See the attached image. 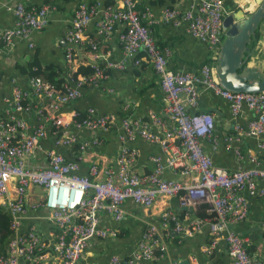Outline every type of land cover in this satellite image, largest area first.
Here are the masks:
<instances>
[{
    "label": "built area",
    "instance_id": "2783aa9c",
    "mask_svg": "<svg viewBox=\"0 0 264 264\" xmlns=\"http://www.w3.org/2000/svg\"><path fill=\"white\" fill-rule=\"evenodd\" d=\"M117 1V6H102L98 0H82L70 18L65 33V59L72 62L75 48L88 46L93 52L90 74L74 77L70 72L61 86L32 75L28 86L15 84L11 94L3 98L0 209L10 216L12 233L5 254L0 252V264H76L91 238L117 235L115 230L99 226L101 212L121 220L126 213L123 204L127 199L145 209L152 207L159 197H177L181 207L199 209L203 205L210 216L207 213L202 219L190 218L186 217L187 213L179 216L164 209L159 214V223L146 226L128 256L112 255L108 264H149L165 255L166 239L173 235L193 236L204 226L211 236L204 249L206 254H211L217 241L223 239L229 264H264L262 260L253 259L248 239L240 237L230 227L249 214L247 196H264V187L259 186L264 184V163L253 152L245 155L239 145L241 136H250L257 140L256 149L264 151V91L248 93L225 89L216 76L215 63H204L197 70H168L166 58L170 49L157 44L148 25L185 22L187 33L209 48H216L222 40L225 0H190L183 11L166 7L159 20L153 18L149 7L143 12L138 9V0ZM5 8L12 11L14 19L10 26L0 25V54L11 47L15 39H28L32 32L47 27L57 11L52 3L17 2ZM247 9L251 11L247 6L242 10ZM98 14V37L110 36L117 24L124 27L118 36L122 56L117 62L106 60V67L121 70L128 58L143 50L155 72L160 74L162 113L149 109L147 120L134 118L127 114L130 108L125 104L122 114L100 112L92 107L83 113L64 110L65 105L81 97L82 88H102L108 76L106 68L97 63L100 55L96 40L85 35L87 26ZM144 19L148 24H144ZM201 89L225 101L232 119H237L244 107L253 111L254 116L244 125L234 122V133L219 138L213 132L215 122L211 114L190 111L197 109ZM16 113L34 117L33 127ZM113 128L118 129L121 141L113 166L93 162L87 165V174H82L80 160H86L84 151L103 145L106 137L98 134L110 133ZM81 132L96 134L84 137ZM48 135L52 137L53 147L44 150L39 161L31 162ZM137 138L159 148L158 153L149 157V172L138 173L133 169L138 149L129 143ZM220 139L224 149L231 151L239 163L248 159L253 166L228 170L215 165L202 141L207 140L215 151ZM74 145L79 152L76 160L59 151H69ZM167 168L173 169L181 179L167 178ZM35 187L39 193L32 200ZM28 209L48 212L46 219L56 228L49 233L50 240L43 237L35 221L21 230L23 221L28 218ZM204 264L217 263L209 260Z\"/></svg>",
    "mask_w": 264,
    "mask_h": 264
},
{
    "label": "crops",
    "instance_id": "0c3cea01",
    "mask_svg": "<svg viewBox=\"0 0 264 264\" xmlns=\"http://www.w3.org/2000/svg\"><path fill=\"white\" fill-rule=\"evenodd\" d=\"M80 0H0V25L10 26L13 23V13L5 8L6 5H15L23 2L27 5H39L42 3H52L57 5V11L52 14L47 27L42 30L32 32L28 39H15L12 46L5 48L0 54V118L2 117L3 98L11 94L13 86H28L30 74L43 72L45 68L55 70L57 79L68 77V73L76 71L79 66H87L93 61L92 50L88 46L76 47L72 62L65 59L66 46L65 33L69 26L70 18ZM95 1V0H88ZM102 6L118 5L117 0H98ZM190 0H138V9L142 12L149 7L153 13V18L159 20L161 13L166 7H176L180 11L188 8ZM254 7L253 0H225L223 18L228 14H234L244 9V7ZM246 11L250 12L249 9ZM243 11L242 12H246ZM101 14V13H100ZM100 14L95 16L87 26L85 35L96 40L98 45L99 58L97 63L106 68L107 78L102 88H82V95L79 99L65 105L64 110H76L83 113L88 107H93L99 111L121 113L120 109L125 104L130 108L127 114L134 118L147 120V111L152 109L156 113H162L164 103L160 87V74H157L147 60L143 50L137 52L133 58H128L125 67L121 70L106 67L105 61L117 62L122 56V48L119 44L118 36L124 27L115 25L108 37H98L96 35V22ZM222 18V20H223ZM144 24H148L146 19ZM152 30L155 40L161 47L170 49V54L166 58L167 69L170 71L197 70L204 63H215L219 54L220 46L224 40L222 30V40L218 47L209 48L205 43L192 37L185 30V22L174 25L171 22H159L148 24ZM260 32L264 34V21L260 23ZM259 39V38H258ZM258 41V40H257ZM257 41L254 47H257ZM261 50L260 59L264 60V46H259ZM257 55V52H254ZM248 64H257L250 60ZM35 75V74H34ZM45 79L43 73L40 74ZM110 89H112L110 91ZM45 101V100H44ZM191 112L209 113L214 118L213 132L222 138L233 134L232 126L234 122L246 124L254 116L253 111L243 108L237 119H232L230 110L225 101L213 92L201 89L198 97L197 109H190ZM17 117L25 118L31 128L35 124V118L27 114L16 113ZM118 129L113 128L110 133L101 134L106 137L103 145L98 148H88L84 151L85 161L80 160L82 174H87V165L97 163L98 165L113 166L117 157V149L121 141L117 136ZM84 137L95 135V132H81ZM239 145L246 155L253 152L260 161L264 163V151L256 149L257 140L250 136H241ZM138 149V156L133 169L138 173H145L151 170L149 157L159 152L157 145L147 143L139 138L129 143ZM206 152L211 155L215 165L228 170L236 169L239 166L252 167L253 164L244 159L240 163L231 151L224 149L222 139L217 150L212 151L207 140L202 141ZM41 150L36 151V157L31 162L39 161L44 150L53 147L52 137L48 135L41 143ZM61 151V149L59 150ZM65 156L68 151H63ZM78 150L76 155L78 154ZM75 160V158H74ZM167 178L181 179L175 174L173 169L165 170ZM179 177V178H178ZM260 187L264 184L260 183ZM32 200L39 193L38 188L32 189ZM249 214L239 222L230 224V227L242 238H247L248 249L253 259L264 262V196H247ZM125 215L121 220H114L105 212L100 213L101 228H110L116 231V236L105 238L93 237L82 252L76 264H108L112 255L120 257L128 256L140 240L143 231L150 223H159V214L162 210L170 209L179 216L187 213L186 217H198L196 212L184 210L180 206L177 197H159L154 205L149 208H142L130 199L123 204ZM206 213V212H205ZM208 213V212H207ZM206 213V214H207ZM31 215L25 221V225L35 221L47 240L51 239L49 233L55 232L54 225L46 219L48 212L45 209L35 211L29 210ZM185 216V215H184ZM208 216L210 214L208 213ZM33 217H37L34 218ZM206 217V216H205ZM211 236L207 226L193 236L173 235L166 239L167 251L162 258L156 259L149 264H174L183 259H188L191 264H204L207 261H214L217 264H229L230 257L227 252L226 243L223 239L217 241L211 254H206L205 246L209 245Z\"/></svg>",
    "mask_w": 264,
    "mask_h": 264
},
{
    "label": "water",
    "instance_id": "95a60500",
    "mask_svg": "<svg viewBox=\"0 0 264 264\" xmlns=\"http://www.w3.org/2000/svg\"><path fill=\"white\" fill-rule=\"evenodd\" d=\"M253 2L254 7L250 12L240 10L226 15L222 20L224 40L217 56L215 72L222 87L231 91H264V60H260L259 50V46H264V34L259 30L264 19V0ZM256 41L258 46L254 47ZM250 60L257 64H248ZM183 209L193 211L190 206ZM179 264L191 263L186 258Z\"/></svg>",
    "mask_w": 264,
    "mask_h": 264
},
{
    "label": "trees",
    "instance_id": "16d2710c",
    "mask_svg": "<svg viewBox=\"0 0 264 264\" xmlns=\"http://www.w3.org/2000/svg\"><path fill=\"white\" fill-rule=\"evenodd\" d=\"M92 53H91V56H92ZM92 71L93 70L90 67V65H87V66H79L76 69V71H74L72 73V75L74 77H76L77 75H80V74L87 75V74H90ZM39 73L40 74L43 73V75L45 77V80H47L51 84H53L55 86H61L62 85V79H57L56 78L57 77V74H56L55 70H51V68H45L42 73L41 72H39ZM39 73H34V74L35 75H39ZM34 74L31 73L30 75L32 76ZM61 151L63 153L64 150L61 149ZM76 153H77V146L74 145V146H72L70 148V150L68 151L66 157L69 158V159L74 160V158L76 159ZM203 208H205V207L202 205L197 210L196 215L198 217H205V216H207V214L205 213V209H203ZM182 214H181V216H182ZM10 235H11V230L9 229V217H8V215L5 212H3V211L0 210V252L2 254H5V252H6L5 251V246H6V243H7L8 239H9Z\"/></svg>",
    "mask_w": 264,
    "mask_h": 264
},
{
    "label": "clouds",
    "instance_id": "9594fccd",
    "mask_svg": "<svg viewBox=\"0 0 264 264\" xmlns=\"http://www.w3.org/2000/svg\"><path fill=\"white\" fill-rule=\"evenodd\" d=\"M81 1H82V0H80L79 3H80ZM87 1H88V0H87ZM45 3H46V2H45ZM79 3H78V4H79ZM78 4H77V5H78ZM76 7H77V6H76ZM260 60H261V59H260ZM215 66H216V62H215ZM217 78H218V77H217ZM88 108H89V107H88ZM92 108H93V107H92ZM94 109H95V108H94ZM96 110H97V109H96ZM98 111H99V110H98ZM120 111H121V113H117V112H115V113H117V114H122V110H121V109H120ZM100 112H104V111H100ZM102 134H103V133H102ZM80 135H82V133H81ZM98 135L102 136L101 134H98ZM77 150H78V148H77ZM60 152H62V151H60ZM77 155H78V154H77ZM77 155H76V159H77ZM76 159H75V160H76ZM0 210H1V209H0ZM29 210H30V209H28V211H27V212H28V218L31 217V215L29 214ZM1 211H3V210H1ZM3 212H5V211H3ZM5 213L8 215L7 212H5ZM8 217H9V229L11 230V228H10V216L8 215ZM28 218H27V219H28ZM27 219H26V220H27ZM26 220L23 221V224H22V228H21V230H26V229L28 228V225H29V224L25 225V221H26ZM11 233H12V232H11Z\"/></svg>",
    "mask_w": 264,
    "mask_h": 264
},
{
    "label": "rangeland",
    "instance_id": "374dc122",
    "mask_svg": "<svg viewBox=\"0 0 264 264\" xmlns=\"http://www.w3.org/2000/svg\"><path fill=\"white\" fill-rule=\"evenodd\" d=\"M264 21V19L262 20V22Z\"/></svg>",
    "mask_w": 264,
    "mask_h": 264
}]
</instances>
